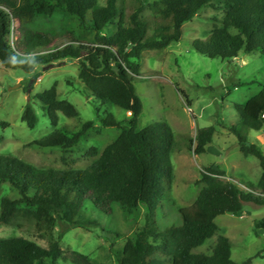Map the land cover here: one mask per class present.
<instances>
[{
    "label": "trees",
    "instance_id": "trees-1",
    "mask_svg": "<svg viewBox=\"0 0 264 264\" xmlns=\"http://www.w3.org/2000/svg\"><path fill=\"white\" fill-rule=\"evenodd\" d=\"M211 1L154 0L149 5L151 19L140 18L137 9L129 16L128 26H124L118 0H0V65L4 69L32 73L26 65L13 67L5 63L11 54L21 59L31 54L42 68L74 60L78 79L93 97L101 104L114 105L130 114L126 128L112 115L99 119L103 127L118 128L120 133L84 170L38 169L13 156L0 155V182L9 184L17 194L16 198L1 199L0 226L22 219L31 224L37 235L48 240V248H42L23 238L0 239V264H41L45 260L54 264L62 254L59 240L65 233L62 231L57 239L53 238L52 231L58 223L68 227L97 226L95 220L79 218L87 209L135 222L141 208L144 224L127 239L117 257L118 264H237L231 260L230 241L222 235L210 255L193 254L192 250L218 232L216 217L238 216L244 203L264 206V151L246 137L247 131L264 128V89L244 105H234L240 123L229 127L241 155L258 161L261 174L257 185L240 184L247 189L244 190L236 180L222 183L217 180L225 177L222 170L205 167L198 180L204 187L194 203L176 209L181 219L179 225L163 229L158 225L160 216L166 215L167 205L176 207L171 163L174 132L166 121L142 129L137 127L143 107L134 82L140 77L142 53L164 50L179 42L183 24ZM217 1L226 8L222 26L205 39L195 41V51L222 60H232L240 53L264 57V0ZM57 11L67 13L73 24L55 32L41 30L37 17H52ZM15 24L17 35L12 43ZM77 26L93 31L95 43L62 49L50 47L56 38L77 40ZM109 28L114 30L110 32ZM33 85L29 83L23 88L28 102L21 120L29 129L38 121L33 101L40 105L54 128L58 126L59 113L67 118L77 116L71 103L58 99L56 84L31 96ZM91 125L84 123L71 137L56 130L33 145L71 148ZM4 126L0 122V127ZM214 134L212 126L197 129L189 140V150L195 155L205 153ZM92 151L97 155L96 150ZM253 227L255 231H264V218Z\"/></svg>",
    "mask_w": 264,
    "mask_h": 264
},
{
    "label": "rangeland",
    "instance_id": "rangeland-1",
    "mask_svg": "<svg viewBox=\"0 0 264 264\" xmlns=\"http://www.w3.org/2000/svg\"><path fill=\"white\" fill-rule=\"evenodd\" d=\"M154 0H118L124 26L129 16L140 9V18L153 17L149 5ZM226 8L217 0L202 9L190 22L183 24L179 42L160 51H144L140 60V77L134 82L136 94L142 103L138 128L166 121L174 132L171 163L174 171L172 196L176 207L167 205L166 215L159 219V229L179 225L177 208L191 206L204 187L198 183L200 173L212 166L222 170L225 177L217 180L224 183L234 180L240 184L257 185L261 170L254 157H243L230 126H237L240 119L234 105H244L251 97L264 89V57L257 53H240L232 60L207 58L195 51L193 44L203 40L215 28L222 26ZM41 30L55 32L73 24L67 13L57 11L52 17L38 16ZM17 24L11 42L15 40ZM114 28H109L112 32ZM231 33H235L230 30ZM77 40L68 37L56 38L51 48L90 45L95 43L94 32L76 27ZM33 83L31 96L40 94L56 84L59 100L71 103L77 116L67 118L58 114L59 122L52 127L40 105L33 101L37 124L29 129L21 120L28 96L23 88ZM112 115L127 127L130 114L111 104H101L78 79V65L74 60H65L30 74L19 70H6L0 65V155L13 156L38 169L84 170L93 164L102 150L114 141L120 129L103 127L100 118ZM92 125L71 148H40L34 142L42 140L54 131L67 137L78 133L83 124ZM215 128L212 143L205 153L195 155L189 150V140L197 129ZM247 140L264 151V128L246 132ZM97 151V155L92 154ZM236 182V183H237ZM3 197L16 198V192L7 183L0 182V201ZM82 220H95L94 227H68L58 223L53 231L54 239L64 231L59 240L62 254L54 264H118L123 247L129 237L144 224V211L138 210L135 222H127L120 215H106L98 210L87 209L80 214ZM264 218V206L244 203L238 216L220 215L214 222L218 232L205 243L192 250L193 254L210 255L218 236L226 237L231 244V260L237 264H264V231H255L254 223ZM18 224H22L21 227ZM23 238L48 248V240L37 235L30 223L19 219L8 226H0V239ZM41 264H52L45 260Z\"/></svg>",
    "mask_w": 264,
    "mask_h": 264
},
{
    "label": "clouds",
    "instance_id": "clouds-1",
    "mask_svg": "<svg viewBox=\"0 0 264 264\" xmlns=\"http://www.w3.org/2000/svg\"><path fill=\"white\" fill-rule=\"evenodd\" d=\"M26 58L27 59H21L15 54H11L5 58L4 62L12 65L13 67L26 65L32 72L39 70L40 61L36 57L29 54Z\"/></svg>",
    "mask_w": 264,
    "mask_h": 264
},
{
    "label": "built area",
    "instance_id": "built-area-1",
    "mask_svg": "<svg viewBox=\"0 0 264 264\" xmlns=\"http://www.w3.org/2000/svg\"><path fill=\"white\" fill-rule=\"evenodd\" d=\"M240 187L242 188V189H244V190H247L244 186H242V185H240Z\"/></svg>",
    "mask_w": 264,
    "mask_h": 264
}]
</instances>
